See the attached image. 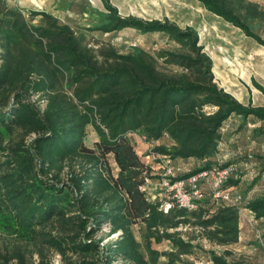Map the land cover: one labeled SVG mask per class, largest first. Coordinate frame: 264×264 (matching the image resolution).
Listing matches in <instances>:
<instances>
[{"label":"trees","instance_id":"1","mask_svg":"<svg viewBox=\"0 0 264 264\" xmlns=\"http://www.w3.org/2000/svg\"><path fill=\"white\" fill-rule=\"evenodd\" d=\"M100 1L105 10L94 30L163 34L181 52L164 51L158 57L180 72L159 73L154 61L140 51L119 54L110 50L104 54L110 62L98 65L77 35L51 15L34 12V16L45 18L46 27H27L18 12H2L0 151L7 153L0 171V216L18 235L55 250L66 260L64 264H99L100 241L94 235L102 225L109 227L111 235L117 234L104 246L107 264L117 259L130 264H157L162 253L148 246L146 257L139 250L131 229L137 222L144 224L147 239L156 244L166 240L181 254L188 252L189 244L168 230L190 224L191 219L210 242L237 244L241 228L236 207L206 198L195 211L173 209L163 214L146 200L139 186L147 166L130 135L138 133L148 142L167 137L173 147L157 146L154 152L173 160L205 162L187 177L211 167L210 159L223 141L222 129L232 116L263 124L264 106L244 105L216 84L212 61L192 28L180 29L167 20L120 16L109 0ZM195 1L264 47V38L249 23L264 13L257 4L246 0ZM62 81L67 87L75 86L77 106L59 91ZM255 86L264 95V87ZM8 92L13 94L11 99L6 98ZM28 96L45 100L43 110ZM87 126L98 137L93 148L83 143ZM12 127L25 135L34 134L30 149L1 145L4 132ZM249 138L247 148L254 141L257 147L264 145V125L255 128ZM108 157L115 165V174ZM240 159L255 162L256 155L246 151ZM64 168L66 182L58 183V174ZM260 171L264 172V161ZM239 183L231 179L227 186ZM246 208L257 220L264 218V198L250 201ZM227 255L228 250L225 255L211 253L210 261L230 264ZM39 256L37 264H49L41 252ZM73 256H79L78 260H72ZM0 264H27V260L17 252L0 255Z\"/></svg>","mask_w":264,"mask_h":264},{"label":"rangeland","instance_id":"2","mask_svg":"<svg viewBox=\"0 0 264 264\" xmlns=\"http://www.w3.org/2000/svg\"><path fill=\"white\" fill-rule=\"evenodd\" d=\"M246 1L257 4L264 11V0ZM109 2L117 8L120 16H133L142 20H167L180 29L192 28L198 34L199 44L203 46L204 52L212 61V72L216 84L234 94L236 99L244 105L264 106V95L255 86L257 83L264 87V47L246 37L240 29L207 12L195 0H109ZM6 10L18 12L20 20L24 21L27 27H46L45 18L39 15L34 16V12H45L51 15L77 35L81 46L89 52L98 65L110 62L104 56L110 50L119 54L140 51L154 61L159 73L180 72L177 67L162 63L158 57V54L164 51L181 52L178 45L163 34H141L133 29L114 33L94 30L100 22L99 15L105 10L100 0H2L0 14ZM249 23L254 32L264 38V13L261 18L251 20ZM74 88L75 86L67 87L63 81L58 85L59 91L66 100L76 105L73 98ZM12 96L13 94L8 92L6 98L11 99ZM40 99L41 97L28 96V100L35 103L42 111L45 100ZM85 132L83 143L87 148H93L98 137L91 126H87ZM33 138L34 134L25 135L18 127H12L4 132L1 145L8 149L19 145L30 149L29 144ZM130 138L135 150L142 153L154 151L157 146L167 149L173 147V142L167 137L148 142L136 133L131 134ZM6 153L7 151H0V171L3 168L1 163ZM108 160L115 174V165L110 157ZM181 164L186 170L194 169L187 163L181 162ZM66 179L67 169L64 168L58 174L57 182H66ZM248 201L249 199L246 198L244 204ZM241 213L240 217L243 219L240 220L241 240L231 246L210 242L206 232L192 224L193 219L190 224H181L175 229H169L168 232L174 233L176 237L182 238L189 244L190 247L185 254H181L166 240L156 244L153 239H147V231L142 222H137L131 229L139 243L140 252L146 257L148 246L163 254L157 259V264H212L211 253L225 255L227 250L230 252V255H227L230 264H264V222H256L249 212ZM6 222L7 220L0 216V255H12L19 252L25 257L27 264H37L40 261L39 252H41L44 260L49 264L65 263L66 260L55 250L18 235L10 230ZM49 230L51 228H47V231ZM52 233H54L53 230ZM116 238L115 234L109 233L107 225H102L94 235V239L99 240L104 246L112 243ZM170 252H173V255L167 256L166 253ZM78 258L79 256H73L72 260L77 261Z\"/></svg>","mask_w":264,"mask_h":264},{"label":"built area","instance_id":"3","mask_svg":"<svg viewBox=\"0 0 264 264\" xmlns=\"http://www.w3.org/2000/svg\"><path fill=\"white\" fill-rule=\"evenodd\" d=\"M136 152L147 166L139 191L149 203L157 206L159 212L168 214L173 209L192 212L197 210L199 203L206 198L236 207L240 213L243 211L244 197L227 186L234 177L235 168L227 165L225 156L216 157L210 168L184 177L190 170H186L184 165L176 163L170 156L153 150ZM100 249L99 264H107L104 259V245L101 243ZM111 264H130V262L117 259Z\"/></svg>","mask_w":264,"mask_h":264},{"label":"crops","instance_id":"4","mask_svg":"<svg viewBox=\"0 0 264 264\" xmlns=\"http://www.w3.org/2000/svg\"><path fill=\"white\" fill-rule=\"evenodd\" d=\"M261 125L264 124L253 123L250 119H247V122H245L240 116H232L222 129L223 141L219 145V152L210 159L212 162L218 156H225L228 161L227 165H232L235 168V174L232 180H240V183L232 188L235 192L240 193L244 197V200H246V198L249 199V201L244 204L243 211L252 214L251 218L254 219H256L254 214L245 206L254 199L264 198V172L261 173L260 171L262 161H264V145L257 147L254 141L252 142V147L247 148L246 144L248 143L247 141L250 140L249 136L253 133L254 129ZM246 151L251 154L255 153V162H250L246 159L239 160V157L244 155ZM259 158H263V160ZM174 161L176 163H187L189 166H192V168L202 166L205 163L195 159H176ZM241 219L240 217V220ZM258 221L264 222V218L259 220L256 219V222ZM240 228L242 229L241 222Z\"/></svg>","mask_w":264,"mask_h":264}]
</instances>
